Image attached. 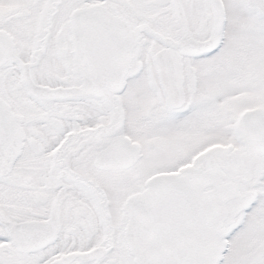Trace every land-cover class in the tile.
I'll return each instance as SVG.
<instances>
[{"label":"snow or ice","instance_id":"obj_1","mask_svg":"<svg viewBox=\"0 0 264 264\" xmlns=\"http://www.w3.org/2000/svg\"><path fill=\"white\" fill-rule=\"evenodd\" d=\"M0 264H264V0H0Z\"/></svg>","mask_w":264,"mask_h":264}]
</instances>
